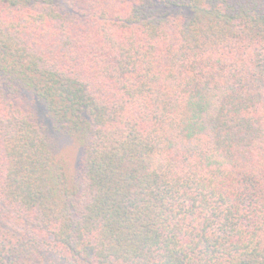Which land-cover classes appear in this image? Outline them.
Here are the masks:
<instances>
[{
  "label": "trees",
  "instance_id": "trees-1",
  "mask_svg": "<svg viewBox=\"0 0 264 264\" xmlns=\"http://www.w3.org/2000/svg\"><path fill=\"white\" fill-rule=\"evenodd\" d=\"M264 264V0H0V264Z\"/></svg>",
  "mask_w": 264,
  "mask_h": 264
},
{
  "label": "rangeland",
  "instance_id": "rangeland-1",
  "mask_svg": "<svg viewBox=\"0 0 264 264\" xmlns=\"http://www.w3.org/2000/svg\"><path fill=\"white\" fill-rule=\"evenodd\" d=\"M54 261L55 260H49V258H47L44 264H55Z\"/></svg>",
  "mask_w": 264,
  "mask_h": 264
}]
</instances>
